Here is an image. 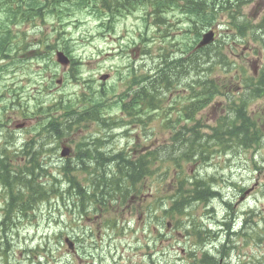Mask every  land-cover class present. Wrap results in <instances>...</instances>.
<instances>
[{
    "label": "rangeland",
    "instance_id": "obj_1",
    "mask_svg": "<svg viewBox=\"0 0 264 264\" xmlns=\"http://www.w3.org/2000/svg\"><path fill=\"white\" fill-rule=\"evenodd\" d=\"M211 1L223 3L225 0ZM231 3H233L232 0ZM233 8L231 14L234 22L240 29H244L246 34L242 36L233 29L229 10L219 12L216 27L221 34L223 33L222 37L226 33L229 38H220L219 49L222 53L219 56L215 57L216 53L212 52L210 57L206 56L200 60L198 77L208 76L212 62L221 65L212 74L214 78L220 79L224 78L228 71L230 77L237 69L236 64L243 65L250 72L253 62L256 63V67H264V26H259L264 19V0H243L239 8H234L235 11ZM149 11L146 6L140 7L133 13L124 14L115 19L109 28L101 27V21L89 12H79L69 19H63L67 24L64 26H60L62 18L59 20L50 15L43 21L40 20L42 23L37 27L22 25L18 30V36H15L12 44L15 47L11 58L0 62V66L3 65L0 71V96L5 95L4 104L0 102V120H5L7 117L6 124L9 123V127H5L0 132V144L15 142L22 147L25 143H35L38 159L43 165L47 164L50 173L57 178L49 182L51 198L48 197L35 204L34 210L19 212L18 215L9 213L7 196L0 188V231L4 232L2 237L9 243L7 248L0 242V264H27L29 259L33 264H196L189 255L190 248L195 247L196 238L194 233L187 236L183 228V225L188 223L187 219L193 216L184 218L181 226L175 224L169 229L166 228L168 222L172 223L165 216L163 209L172 196L169 192V180L161 176L167 164L158 166L159 172L148 184L150 199L146 204L128 202L124 205L119 202L112 206L111 211L96 210L89 194H86L89 198H86L82 205L77 195L76 185L69 180L73 179L81 183L82 188L87 190H90V184L88 185L86 172H80V168L75 166V159L73 165L77 172L69 171L67 174L65 170L60 171L65 165V161L60 157L62 144H69L74 149H78L83 139L97 136L101 139L102 151L105 154L121 151L128 154L131 151L143 150L145 145L149 148L154 145L157 147L168 145L170 135L168 132L179 129V124L176 123L177 118L170 127L165 126L161 117H154L148 126L130 125V120L122 111L113 107V104L119 101L120 96L126 91V83L133 70L139 67L138 73L144 74V71L140 72V70H148L153 75L151 69H154L159 61L157 58L145 56V48L139 38V34L145 30L143 16ZM165 16L172 23V30L176 34L183 33L190 26L185 23L188 20L180 10L175 14L167 13ZM245 19L249 23L248 29L247 24L242 21ZM102 31L107 33V37H101ZM154 31L155 28L151 27L147 31L148 36L153 35ZM188 31L194 33L193 27ZM108 35L117 39V44L110 42ZM42 37L44 40L39 49L37 43ZM64 41H69V48L64 45ZM51 43L53 48L69 49L72 56L82 61L83 65L74 64V67L69 69L57 66L56 51H50L48 48ZM110 47L115 48L113 50L116 52L115 55L110 54L112 52L109 50ZM38 49L41 55L36 52ZM158 53L157 45L154 46L152 55L157 56ZM256 53L263 55L262 58H258ZM221 60L226 63L223 64ZM104 74H109L111 78L105 86H102L100 77ZM189 75L191 80L195 78L196 72L189 71ZM74 76L78 78V82L86 81L84 90L72 80ZM222 84L229 83L226 80V83L222 82ZM183 85L182 83L181 86ZM103 88L110 97V101H107V106L101 112V117H104L107 122L102 124L90 121L86 122L90 124L89 126L82 128L83 123L75 125L70 118L61 122L60 129L63 133L61 139L45 133L44 126L50 120H58V117H62L63 111L58 110L57 106L73 105L78 102L81 95H90ZM229 89H233V86H229ZM178 90L181 94L183 93V88ZM14 94H20L19 101L14 98ZM171 98L172 95H170ZM12 101L18 108L6 114L3 112V106L10 105ZM217 101L218 104L203 113L202 118L206 120V126H215L220 119L227 116L228 101ZM35 105H37L36 109ZM248 108L253 116L255 111L257 114H264V97L251 101ZM174 115L176 116V113ZM26 118L32 121L24 120ZM11 121L15 123L10 124ZM26 121L30 124L24 131L13 129L14 124ZM55 126L59 125L55 124ZM63 127L67 130L64 131ZM206 131L203 130L202 133ZM89 133L91 135H85ZM6 134L14 136L16 140L9 136L4 139ZM3 150L5 151L0 148V154L4 153ZM227 156L233 158L229 168L239 165L241 158L247 159L254 168L252 158L260 160L264 157V141L254 149H233ZM224 157V153L212 156L210 164L201 166L197 173L196 166L193 167L191 174L208 178L212 175L217 177L223 172L228 176L229 170H221L219 164ZM115 167L113 163L105 169L97 165L93 167L94 183H97L98 178L105 181L104 177L114 173ZM259 167L260 171L249 170L243 178L238 177L244 185H258L245 205V209L254 207L259 214L250 220L249 238L247 240L238 238L235 243L237 248L234 254L235 261L234 259L232 261L230 248L229 255L223 264H234V262L264 264V236L262 235L261 239L258 237V234L264 233L263 163ZM19 169H22L21 165ZM155 202L159 206L158 209L154 207ZM217 205V202H210L207 209L213 206L217 209ZM201 210L203 209L198 207V204L193 205L191 213L197 217ZM217 214L223 215L218 210ZM210 227L213 228L212 223L208 226ZM69 237L74 239L77 245L75 252L69 253L65 244V239ZM214 246L213 242H208L199 249L203 255L208 253L209 256L216 257L218 253H215Z\"/></svg>",
    "mask_w": 264,
    "mask_h": 264
},
{
    "label": "trees",
    "instance_id": "obj_2",
    "mask_svg": "<svg viewBox=\"0 0 264 264\" xmlns=\"http://www.w3.org/2000/svg\"><path fill=\"white\" fill-rule=\"evenodd\" d=\"M204 7L206 6L204 3L202 4ZM201 5V8H203ZM209 92V91H208ZM209 96V93H208ZM0 162H3L2 160H0ZM135 165V164H134ZM133 164H129L126 167V171L123 172L124 170H122L121 174L124 175L123 179L119 182H117L118 184H116L117 186H114L113 188H116L119 186V184L121 185V182H125L124 180L130 181L132 184L136 185L137 183H141L143 179L146 178V172L144 170H142V167H139L138 169H134ZM1 170L0 171V180L2 181L3 185H5L6 183H9L11 186L12 184L17 180L14 176L11 175L12 171L9 170L8 166L5 164H1ZM29 184V182L27 181L24 185ZM128 184V183H127ZM134 185H129L128 187H133ZM10 190L12 189L10 186L8 187ZM197 193V191L195 192ZM19 195V194H18ZM15 204V203H14ZM13 202H11L10 204V210H12L15 206H14ZM179 205V202L176 201L174 203V207H177Z\"/></svg>",
    "mask_w": 264,
    "mask_h": 264
},
{
    "label": "bare ground",
    "instance_id": "obj_3",
    "mask_svg": "<svg viewBox=\"0 0 264 264\" xmlns=\"http://www.w3.org/2000/svg\"><path fill=\"white\" fill-rule=\"evenodd\" d=\"M221 61H222V63H223V64H225V63H226V61H224V60H221ZM190 72H192V73H193V72H195V71H194V70H190ZM188 75H189V73H188ZM191 76H192V75H191ZM3 151H4V150H3ZM41 160H42V159H41ZM18 214H19V213H18ZM20 217H21V216H20ZM12 218H13V217H12ZM16 218H17V217H16Z\"/></svg>",
    "mask_w": 264,
    "mask_h": 264
},
{
    "label": "water",
    "instance_id": "obj_4",
    "mask_svg": "<svg viewBox=\"0 0 264 264\" xmlns=\"http://www.w3.org/2000/svg\"><path fill=\"white\" fill-rule=\"evenodd\" d=\"M211 36V35H210Z\"/></svg>",
    "mask_w": 264,
    "mask_h": 264
}]
</instances>
